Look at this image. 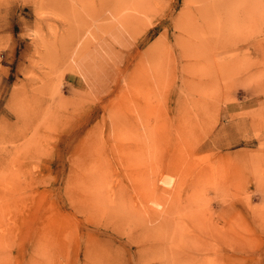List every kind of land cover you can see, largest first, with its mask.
<instances>
[{
  "label": "rangeland",
  "instance_id": "374dc122",
  "mask_svg": "<svg viewBox=\"0 0 264 264\" xmlns=\"http://www.w3.org/2000/svg\"><path fill=\"white\" fill-rule=\"evenodd\" d=\"M0 264H264V0H0Z\"/></svg>",
  "mask_w": 264,
  "mask_h": 264
}]
</instances>
